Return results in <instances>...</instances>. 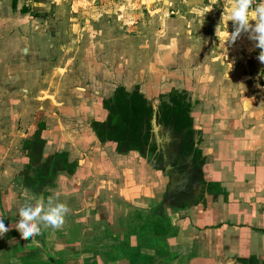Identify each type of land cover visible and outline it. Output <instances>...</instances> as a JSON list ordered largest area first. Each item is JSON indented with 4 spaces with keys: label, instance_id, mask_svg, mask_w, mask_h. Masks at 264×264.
Wrapping results in <instances>:
<instances>
[{
    "label": "crops",
    "instance_id": "0c3cea01",
    "mask_svg": "<svg viewBox=\"0 0 264 264\" xmlns=\"http://www.w3.org/2000/svg\"><path fill=\"white\" fill-rule=\"evenodd\" d=\"M11 2L0 0V219L8 228L0 264H264V64L247 32L229 40L233 22L219 26L231 0L189 1L179 21L192 29L174 31L161 79L139 78L131 66L81 71L47 60L52 35L8 13ZM207 15L209 27L199 29ZM135 85L155 106L172 89L195 97L202 167L160 126L157 144L172 152L161 169L98 139L92 124L108 117L99 98ZM36 144L43 152L33 160ZM55 156L75 172L52 171L36 188V171ZM50 197L67 205L64 224L23 236L18 209Z\"/></svg>",
    "mask_w": 264,
    "mask_h": 264
},
{
    "label": "rangeland",
    "instance_id": "374dc122",
    "mask_svg": "<svg viewBox=\"0 0 264 264\" xmlns=\"http://www.w3.org/2000/svg\"><path fill=\"white\" fill-rule=\"evenodd\" d=\"M189 1L18 0L22 9L27 4L35 10L32 13L19 12L18 6L14 8L11 2L7 12L29 21L32 17L37 30H46L52 35L55 48L53 57H47V60L60 62L58 58L63 59L81 71H93L100 63L123 67V70L131 66L139 78L140 75L145 78L154 75L157 79L160 70L165 72L161 69L165 60L173 58L171 49L169 56H164V48L173 42L174 31L192 29L189 27L192 21L187 22L184 16L183 22L179 21L180 12L187 14ZM3 8L6 10V6ZM200 19L201 22H195L199 29L209 27L207 20L211 18L208 15ZM174 20H177L176 26ZM131 77L136 80L135 76Z\"/></svg>",
    "mask_w": 264,
    "mask_h": 264
},
{
    "label": "trees",
    "instance_id": "16d2710c",
    "mask_svg": "<svg viewBox=\"0 0 264 264\" xmlns=\"http://www.w3.org/2000/svg\"><path fill=\"white\" fill-rule=\"evenodd\" d=\"M13 7H17V0H13ZM28 13V8L22 9ZM167 101H162L158 112L150 104L140 85L132 90L125 86H118L110 98H99V102L108 111V117L103 122H93L92 127L101 142H116L119 153L135 151L138 155L152 162L157 169L164 167L163 156L158 149L152 120L156 115L157 122L165 130H170L174 142L182 139V153L190 156L194 153V163L199 168L204 164L202 150L195 146L194 119L192 116V102L187 101L186 94L172 91ZM44 144H36L31 157L35 160L42 156ZM196 147V148H195ZM59 157V158H58ZM64 157L55 156L49 159V164L36 171L33 185L41 189L49 183L51 172L55 174L73 175L75 167L62 160ZM162 164V165H161Z\"/></svg>",
    "mask_w": 264,
    "mask_h": 264
},
{
    "label": "clouds",
    "instance_id": "9594fccd",
    "mask_svg": "<svg viewBox=\"0 0 264 264\" xmlns=\"http://www.w3.org/2000/svg\"><path fill=\"white\" fill-rule=\"evenodd\" d=\"M229 20L234 27L229 40H235L241 32H247L249 39L255 41V47L260 49L257 59L264 64V0H231L222 14L219 26ZM67 212L65 203L51 197L46 203L26 202L18 209L20 218L15 227L23 236L34 237L40 233L41 226L53 229L62 226ZM7 231L3 219H0V235Z\"/></svg>",
    "mask_w": 264,
    "mask_h": 264
},
{
    "label": "flooded vegetation",
    "instance_id": "af4514ba",
    "mask_svg": "<svg viewBox=\"0 0 264 264\" xmlns=\"http://www.w3.org/2000/svg\"><path fill=\"white\" fill-rule=\"evenodd\" d=\"M136 86V85H135ZM134 87V86H133ZM133 87H132V89H133ZM132 89H130V90H132ZM172 91H177L178 93H181V94H186V96H187V101L190 103L191 101H192V99L193 98H191L190 96H189V94H188V92L187 91H180V90H178V89H172L171 91H169L168 93H165V94H161L159 97H160V100H159V105L158 106H155L154 104H153V102L152 101H150L149 100V102H150V104L152 105V107L155 109V111L156 112H158V110H159V107H160V105H161V103H162V101H167L168 100V95H169V93H171ZM100 97H105V96H100ZM111 97V96H110ZM109 97V98H110ZM155 122V123H154ZM152 125H153V129H154V133H155V135H156V132L157 131H159V129H160V127L162 128V126L161 125H159L158 124V122H157V118H156V115L154 116V118H153V120H152ZM160 126V127H159ZM164 131H165V129H164ZM168 134H169V136H170V138H173L172 136H171V132H170V130H167L166 131ZM181 139V138H180ZM181 141H182V139H181ZM158 149H159V151L161 152V154H162V156H163V160H164V162L166 161V162H170V164H171V156H172V152H170V153H168V155H166L165 154V150L162 148V147H160L159 148V146H158ZM163 149V150H162ZM171 155V156H170ZM165 157H167V159L165 160ZM162 162V161H161ZM162 165V164H161Z\"/></svg>",
    "mask_w": 264,
    "mask_h": 264
},
{
    "label": "water",
    "instance_id": "95a60500",
    "mask_svg": "<svg viewBox=\"0 0 264 264\" xmlns=\"http://www.w3.org/2000/svg\"><path fill=\"white\" fill-rule=\"evenodd\" d=\"M155 123V122H154ZM196 148V147H195ZM193 154V156H194V153H192Z\"/></svg>",
    "mask_w": 264,
    "mask_h": 264
}]
</instances>
